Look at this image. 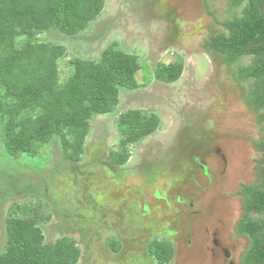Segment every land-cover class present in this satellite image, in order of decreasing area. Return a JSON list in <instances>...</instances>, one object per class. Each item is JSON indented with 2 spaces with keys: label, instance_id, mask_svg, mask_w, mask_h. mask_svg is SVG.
Returning a JSON list of instances; mask_svg holds the SVG:
<instances>
[{
  "label": "rangeland",
  "instance_id": "1",
  "mask_svg": "<svg viewBox=\"0 0 264 264\" xmlns=\"http://www.w3.org/2000/svg\"><path fill=\"white\" fill-rule=\"evenodd\" d=\"M240 10L233 0H105L78 35L52 30L38 37L66 49L60 82L71 73L69 61L97 60L116 42L138 55L139 85L120 91L114 112L90 120L76 167L61 157L57 138L18 162L0 156V251L6 212L26 203L41 220L49 216L41 224L45 243L74 239L78 264H156L148 253L153 239L172 242L169 264H239L250 241L234 231L243 214L236 192L256 180L255 143L264 141V130L245 103L250 82L237 77L250 57L227 63L206 43L223 31L215 20ZM24 43L18 38L16 46ZM174 61L183 63L179 80H155V66ZM134 109L156 114L160 126L131 146L118 172L108 166V151L120 139L118 117Z\"/></svg>",
  "mask_w": 264,
  "mask_h": 264
},
{
  "label": "trees",
  "instance_id": "2",
  "mask_svg": "<svg viewBox=\"0 0 264 264\" xmlns=\"http://www.w3.org/2000/svg\"><path fill=\"white\" fill-rule=\"evenodd\" d=\"M104 5L105 0H0L1 158L11 163L24 154L35 156L38 148L57 138L61 157L72 166L78 164L90 120L114 112L120 91L138 88L139 57L123 51L116 42L97 60L69 61L71 73L60 82L58 61L66 49L38 38L52 30L78 35L101 15ZM238 6V14L215 20L223 31L210 34L206 46L227 63L250 57L249 64L238 67L237 77L250 82L245 103L264 130V0H233V8ZM18 38L25 40L20 48ZM182 73L183 63L174 61L158 63L153 76L173 84ZM159 126L154 113L139 109L121 113L116 123L120 139L108 151V166L119 172L131 156V146L154 134ZM255 148L261 153L256 180L242 184L236 192L242 198L243 214L234 231L250 241L239 264H264V141L256 142ZM14 206L5 215L6 244L0 251V264L79 263L81 250L74 239L63 236L45 243L41 224L49 216L41 220L26 203ZM173 251L169 240L153 239L148 244L156 264H169Z\"/></svg>",
  "mask_w": 264,
  "mask_h": 264
},
{
  "label": "flooded vegetation",
  "instance_id": "3",
  "mask_svg": "<svg viewBox=\"0 0 264 264\" xmlns=\"http://www.w3.org/2000/svg\"><path fill=\"white\" fill-rule=\"evenodd\" d=\"M240 196V195H239ZM241 197V196H240ZM242 199V198H241ZM240 238H242V237H240ZM214 244H218V242H217V240H214ZM223 253H224V255H225V257H229V255H230V252L227 250V249H223ZM228 264H234L232 261H229V263Z\"/></svg>",
  "mask_w": 264,
  "mask_h": 264
}]
</instances>
